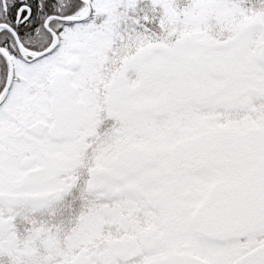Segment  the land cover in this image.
<instances>
[{
    "label": "snow or ice",
    "instance_id": "obj_1",
    "mask_svg": "<svg viewBox=\"0 0 264 264\" xmlns=\"http://www.w3.org/2000/svg\"><path fill=\"white\" fill-rule=\"evenodd\" d=\"M0 264H264V0H0Z\"/></svg>",
    "mask_w": 264,
    "mask_h": 264
}]
</instances>
